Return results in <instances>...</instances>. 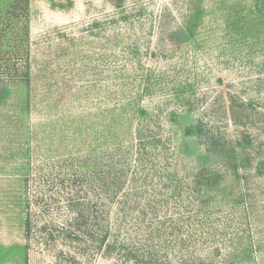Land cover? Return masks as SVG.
Here are the masks:
<instances>
[{
    "label": "rangeland",
    "instance_id": "374dc122",
    "mask_svg": "<svg viewBox=\"0 0 264 264\" xmlns=\"http://www.w3.org/2000/svg\"><path fill=\"white\" fill-rule=\"evenodd\" d=\"M29 4L31 84L0 92V264H264V0ZM200 121L216 146L185 136Z\"/></svg>",
    "mask_w": 264,
    "mask_h": 264
},
{
    "label": "trees",
    "instance_id": "16d2710c",
    "mask_svg": "<svg viewBox=\"0 0 264 264\" xmlns=\"http://www.w3.org/2000/svg\"><path fill=\"white\" fill-rule=\"evenodd\" d=\"M1 1V0H0ZM9 1L8 3V11L7 13L10 14V18L12 19L13 23V30H14V38L13 42L15 43V53L17 56L16 62L12 63L9 65L7 68H5L2 72V75H0V84L1 85V90L2 91V86L3 88L7 89V86H4L7 83H24L27 84L28 86L31 84V79H32V62L30 58V33H29V18H30V0H6ZM24 29V34L22 33ZM28 47V50L26 51L25 58L23 59L24 63L20 64L19 59H20V54H21V49L23 50V47ZM22 65V66H21ZM184 134L186 137H192L196 136L201 139H205V143L209 144H215L217 145L216 141V135L212 132L211 129H209L205 124L204 121H200L196 125H188L184 129ZM141 140V139H140ZM145 147V143L143 142L142 144L136 143V147L134 150V159L135 161L138 159H142V152L143 148ZM130 162H123L119 166V172H115V174L112 176L113 180H123V175L125 174V165L129 166ZM132 164V163H131ZM131 167V166H130ZM128 167V168H130ZM129 170V169H128ZM24 177V182L25 186L27 187V182L29 181V175L28 176H23ZM119 181V182H120ZM118 182V183H119ZM116 183V184H118ZM24 186V187H25ZM119 186V185H117ZM119 188V187H118ZM246 253L243 258H240L242 262H248L251 260V254H252V247L246 248ZM231 261L230 259L226 260V263ZM234 262V261H233ZM191 264H219L215 258H211L210 260L206 259H200L196 263H191ZM234 264V263H233Z\"/></svg>",
    "mask_w": 264,
    "mask_h": 264
}]
</instances>
